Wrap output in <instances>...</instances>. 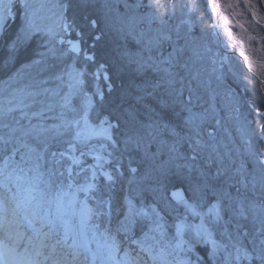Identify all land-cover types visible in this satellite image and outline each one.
<instances>
[{"label": "snow or ice", "instance_id": "1", "mask_svg": "<svg viewBox=\"0 0 264 264\" xmlns=\"http://www.w3.org/2000/svg\"><path fill=\"white\" fill-rule=\"evenodd\" d=\"M93 7L92 0H0V36L19 19L9 59L36 44L27 67L39 68L37 76L50 58L80 66L69 93L46 87L50 80L63 85L60 73L33 77L0 99V264H264V123L242 129L246 148L238 166L230 170L221 161L213 173L200 163L205 145L197 120L206 116L187 107L188 84L197 76L187 63L188 77L177 71L172 53L155 63L113 47L110 32L125 39L132 33ZM103 7L111 11L107 0ZM124 7L146 9L139 19L161 26L147 41L150 51L171 39L162 29L177 11L193 14L197 4L148 0ZM128 68L138 76L151 68L159 77L117 88L114 76ZM73 96L83 97L79 106ZM257 103L256 115L264 116V101ZM181 106L189 113L186 136L171 124ZM164 133L172 139L158 141ZM164 149L168 158L158 162ZM257 190L261 199L249 198L247 191Z\"/></svg>", "mask_w": 264, "mask_h": 264}, {"label": "rangeland", "instance_id": "2", "mask_svg": "<svg viewBox=\"0 0 264 264\" xmlns=\"http://www.w3.org/2000/svg\"><path fill=\"white\" fill-rule=\"evenodd\" d=\"M107 2L111 5V11L103 7L105 0H92L93 12L100 14L101 17L105 12H108L111 22L115 24L116 28L124 27L125 33L131 31L132 34L127 36V39L130 37L136 45H139L137 52L145 51L146 58L151 56L152 47L149 51L146 47L147 41L158 35L157 30L161 26L158 22L149 24L146 20L139 19L147 14L146 9L124 7L125 4L130 6L137 3L147 4L148 0H107ZM49 3L54 4L55 0H49ZM181 3H191V0H177L178 5ZM211 3H213L211 8L218 14L217 29L222 35V43L213 27L209 7ZM216 3L220 4V8ZM196 4L197 8L193 14L181 16L178 10L176 16L163 27V34L170 35L171 39L162 42H171V45L164 47L163 44H160L159 47H156L160 50L155 51L153 62L159 63V61L167 59L169 53H172L179 62L177 71L185 77H188V70L183 66L187 63L193 75L197 76V79L188 84L192 90V96L187 107L193 114L206 116L203 121L197 120L200 133L202 132L204 136L202 139L206 142L210 137L214 138L217 130L222 135H229L231 142L228 146L225 141L222 142L224 147L221 150L216 147L215 158L219 160V156L226 155L229 151H236L239 161L243 158L246 148L242 129L248 125L258 127L259 124L264 123V116L256 115V111L262 110L257 101H264V83L247 71H252L264 81V12L258 6L257 0H196ZM205 5H208L207 10H205ZM253 13H255V18ZM132 17L135 19H130ZM182 20L187 23H182ZM120 36L123 35L120 34ZM134 37L139 38L141 43H137ZM220 43L223 45L224 51L220 47ZM140 48L145 50H140ZM174 48L179 51L173 52ZM185 50L188 52L187 55H190L189 60L187 55L182 56ZM230 50H238L237 52L240 54L243 53L247 69L237 58V55L227 53ZM63 58L60 59L67 62V67L64 64V69L59 71V74L65 73L64 84L61 85L60 82L55 81L46 87H59L62 93H69L71 90L68 88V84L74 83L76 69H79L80 66H73L71 60L68 58L63 60ZM249 60L252 61L251 68ZM164 66L166 65H161V67ZM157 76L159 77V75ZM85 91L88 89L85 88ZM82 99V96H73L72 102L75 106H79ZM184 100H189L187 89L184 91ZM182 108L184 109V107ZM235 108H239L240 111H234ZM251 113H255V115L251 116ZM203 140L202 143H205ZM213 145L212 147L216 146V144ZM261 147L264 150V143L261 144ZM88 161L89 163L93 162L91 157L88 158ZM134 202L138 203L139 201L135 200ZM189 220L191 223H199L198 219L190 217ZM168 223H172L171 218L168 219ZM99 238L97 236L96 240L102 243V239ZM216 239H219L217 235ZM95 246L96 242L94 241L92 247L95 248Z\"/></svg>", "mask_w": 264, "mask_h": 264}, {"label": "trees", "instance_id": "3", "mask_svg": "<svg viewBox=\"0 0 264 264\" xmlns=\"http://www.w3.org/2000/svg\"><path fill=\"white\" fill-rule=\"evenodd\" d=\"M92 11H94V9H92ZM203 12H205V10H203ZM94 14L96 16L101 17L100 14H97V13H94ZM18 25H19V19L17 21H15L14 24H12L10 26L8 33H7V36H2L1 40H0V99L4 98L9 93H11L15 90H17V89H19V88H21L27 84H30L32 82L33 77L48 78V77H51L55 74H59V71H62L64 69V64L67 67V62L65 63L61 59L53 60L50 58L47 61L48 66L45 68V70L39 76H37L39 68H37L36 66L27 67V65H29L34 58H36L34 56V53L37 49L36 44H32L27 49L21 50L18 53V55L15 57V59H9V56H8V45L10 44L9 37L14 36L16 28ZM128 38L129 39H125L124 36H120V34L115 32V31L110 32L108 37H107L108 41L111 42V45L113 47L119 46L121 49L127 48L132 53H138L137 49H139V45H136L135 42L132 39H130V37H128ZM140 50H145V49L140 48ZM159 50L156 47H152L151 57L154 58V54H156L155 51H159ZM142 52L143 53H141V52H139V53L141 54V56H143L145 59H147L145 51H142ZM187 54H188V52L185 50L184 55H182V56H186ZM189 57H190V55H187L188 60H189ZM64 58H67V57H64ZM64 58H63V60H64ZM41 67H44V66H41ZM178 68H179V66L177 67V69ZM157 75H159V74L152 71V69L149 68L146 70V72L142 76H138L133 72L132 68H128V69L124 70V72L122 74L114 76L115 86L117 88H119V87H121L122 83L124 85H127L129 82L139 83L142 79L154 80V79L158 78ZM54 82H55V80H50L48 85L53 84ZM160 91L162 92L163 90L161 89ZM153 103H155V102L153 101ZM182 107L183 106L176 108L175 114H173L171 116V124L175 127L176 131L181 136H186L189 132V128H187V126H185L184 121H185V118L188 116L189 113L185 109H183ZM254 115H255V113L252 114L251 116H254ZM141 118L147 119V115L143 112V110H141ZM202 130L204 131V128H202ZM203 137H204L203 133L201 132V135H200L201 141L203 140L202 139ZM157 139H158V141L159 140L170 141L172 138L170 136H168L167 133H164V134H161L160 136H158ZM224 141L226 142V144L228 146L229 142H231L229 140V135H225V134L222 135L217 130V132L214 134V138L210 137L208 140H206V142L204 141L205 143H203L205 145V147L202 150V155L205 159L200 161V163L202 165H205V167H211V170L213 173L215 172L216 166L221 161L223 163V166L229 168L230 170L232 168H234L235 166H238L240 161H241V160H239V161L237 160V158H239V155L236 153V151H231V152L229 151V153H227L226 155L219 156V160L217 158H215L216 152H214L213 149H215L217 147L221 150L222 147H224V145L222 143ZM213 144H216V146L212 147V146H214ZM230 146H232V145H230ZM156 148H157V144H153L151 150L155 151ZM183 150L189 151L187 145L184 146ZM223 150H225V148H223ZM234 155H235V158H234ZM209 156H211L212 161H215L216 163H212L209 161L207 164H205V161L207 160V158ZM167 158H168L167 150L164 149L162 154L158 157V162L161 160L166 161ZM18 159H19V156H17V160ZM233 161L235 162V164H233ZM125 163H127V161H125ZM133 166H136L135 163L133 164ZM146 167H147V165H142L141 171H143L144 168H146ZM244 191L245 190L242 189V192H244ZM133 195H135V194L133 193ZM247 195L249 196V198L255 199L257 201H259L261 199V195H260L259 190H257V192L255 194H253L251 191H247ZM136 200L139 201V198H137ZM113 223H115V221H113ZM247 228L249 231L254 230L253 224L251 223V216H249V221L247 222ZM136 235L137 236L140 235L139 229L136 230ZM97 236H99V234ZM217 236L220 239L218 233H217ZM99 239H101V237ZM244 243L247 244L248 242L244 241ZM208 247L210 250V246H208ZM198 250L201 252V254H203L204 248H200ZM121 255H123V253H121Z\"/></svg>", "mask_w": 264, "mask_h": 264}, {"label": "water", "instance_id": "4", "mask_svg": "<svg viewBox=\"0 0 264 264\" xmlns=\"http://www.w3.org/2000/svg\"><path fill=\"white\" fill-rule=\"evenodd\" d=\"M258 2V5L260 7V9L264 12V0H257ZM217 7L220 8V4L219 3H216ZM213 6V3L209 4V7H210V10L212 12V16H213V26L215 28V32L216 34L219 36L220 38V41L222 42V35L219 31V29H217V23H218V14L214 12V10L211 8ZM242 58H243V55H241ZM244 59V58H243Z\"/></svg>", "mask_w": 264, "mask_h": 264}, {"label": "flooded vegetation", "instance_id": "5", "mask_svg": "<svg viewBox=\"0 0 264 264\" xmlns=\"http://www.w3.org/2000/svg\"><path fill=\"white\" fill-rule=\"evenodd\" d=\"M258 6H259V5H258ZM262 12H263V11H262ZM210 14H211V16H212L211 11H210ZM212 22H213V16H212ZM213 27H214V26H213ZM217 36H218V35H217ZM218 37H219V36H218ZM221 43H222V42H221ZM221 43H220V47L223 49V45H222ZM160 44H161V45L163 44L164 47H166V45H168V46L170 47L171 42H165V43L161 42ZM223 51H224V49H223ZM237 51H238V50H236V51H232V50H230V51H228L227 53L232 54V55H237V56H238L237 58H239V59L242 61L244 67L247 69L244 59L242 58L241 54H240L239 52H237ZM185 59H186V58H185ZM247 71L249 72V74L253 75L256 79L260 80L261 83H262L263 80L260 79L258 75H256L255 73H253V72L250 71V70H247Z\"/></svg>", "mask_w": 264, "mask_h": 264}, {"label": "bare ground", "instance_id": "6", "mask_svg": "<svg viewBox=\"0 0 264 264\" xmlns=\"http://www.w3.org/2000/svg\"><path fill=\"white\" fill-rule=\"evenodd\" d=\"M220 39V38H219ZM222 42H223V40H222Z\"/></svg>", "mask_w": 264, "mask_h": 264}]
</instances>
